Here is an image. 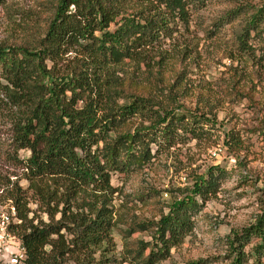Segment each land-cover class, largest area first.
Segmentation results:
<instances>
[{"label":"trees","instance_id":"obj_1","mask_svg":"<svg viewBox=\"0 0 264 264\" xmlns=\"http://www.w3.org/2000/svg\"><path fill=\"white\" fill-rule=\"evenodd\" d=\"M207 1L56 0L44 34L33 44L0 45V117L11 124L12 159L25 169L28 182L26 189L17 181L0 188V203L5 197L15 211L8 231L23 251L14 264H157L192 233L193 216L215 193L224 168L211 166L195 175L157 220L127 226L126 243L137 230L149 231L150 239L125 244L119 254L111 176L147 167L182 135L197 138L200 127L215 121V113L178 101L164 103L115 78L104 88L101 80L126 61L145 63L168 38L187 30L191 15ZM239 17L237 48L249 57L258 51L256 60L264 65V1L227 10L220 27ZM69 49L82 58L56 70L58 56ZM226 135L231 147L234 134ZM21 150L29 154L18 156ZM27 191L38 205L34 210ZM226 250L223 264L250 259L264 264V210L252 223L230 230ZM213 259L219 257L188 264Z\"/></svg>","mask_w":264,"mask_h":264},{"label":"rangeland","instance_id":"obj_2","mask_svg":"<svg viewBox=\"0 0 264 264\" xmlns=\"http://www.w3.org/2000/svg\"><path fill=\"white\" fill-rule=\"evenodd\" d=\"M263 1L208 0L191 15L188 29L168 38L145 63L126 61L103 76L104 88L115 78L164 103L178 101L181 106L215 113V121L200 127L197 138L182 135L172 146L160 149L147 167L112 174L111 184L116 188L111 205L117 254L125 244L133 247L132 242L137 239H150L149 231L137 230L127 237L126 243L127 226L157 220L179 190L190 186L195 175L205 173L211 166L224 168L225 175L215 193L193 216L192 233L171 249L170 257L157 264H188L207 257H219L209 264L228 262L220 256L227 252L230 230L252 223L264 210V65L256 60L258 51L256 57H249L236 46L235 35L242 27V17L220 27L227 10L238 5L256 6ZM55 3L56 0H6L0 5V45L33 44L44 34ZM81 58L79 51L69 49L58 56L55 69L70 68ZM139 120L137 117L132 121ZM229 130L235 137L228 141L231 147L225 144ZM14 154L11 124L0 117V188L5 190L8 181H17L23 189L27 188L26 171L12 159ZM17 154L22 157L29 152L21 150ZM27 195L28 206L36 209L38 205L29 191ZM7 201L1 197L0 217L11 214ZM41 217L46 219L43 213ZM250 247L251 244L245 249ZM21 251L15 236L0 237L2 263L9 264L11 253ZM248 264H252L251 259Z\"/></svg>","mask_w":264,"mask_h":264},{"label":"built area","instance_id":"obj_3","mask_svg":"<svg viewBox=\"0 0 264 264\" xmlns=\"http://www.w3.org/2000/svg\"><path fill=\"white\" fill-rule=\"evenodd\" d=\"M9 209H11V214L9 215H2L0 217V231H1V235L0 237H9L10 239H12V234L8 231V224L10 223V221H15V219L13 218L15 211H14V207L13 206H9ZM23 258V252H17V253H11V255L8 257V262L9 264H14V263H18L21 259Z\"/></svg>","mask_w":264,"mask_h":264}]
</instances>
